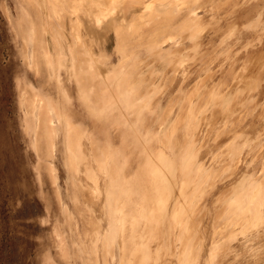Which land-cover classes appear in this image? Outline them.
Wrapping results in <instances>:
<instances>
[{
	"label": "rangeland",
	"instance_id": "1",
	"mask_svg": "<svg viewBox=\"0 0 264 264\" xmlns=\"http://www.w3.org/2000/svg\"><path fill=\"white\" fill-rule=\"evenodd\" d=\"M0 264H264V0H0Z\"/></svg>",
	"mask_w": 264,
	"mask_h": 264
},
{
	"label": "bare ground",
	"instance_id": "2",
	"mask_svg": "<svg viewBox=\"0 0 264 264\" xmlns=\"http://www.w3.org/2000/svg\"><path fill=\"white\" fill-rule=\"evenodd\" d=\"M159 1V0H158ZM111 2V1H110ZM116 2V1H115ZM148 3H150L151 4V2H148ZM148 3H146V4H148ZM181 5V4H180ZM183 5V4H182ZM151 5H146V7L148 8V7H150ZM142 20H143V18H141Z\"/></svg>",
	"mask_w": 264,
	"mask_h": 264
}]
</instances>
